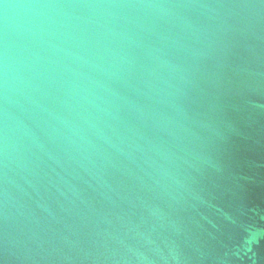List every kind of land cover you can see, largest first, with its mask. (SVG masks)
Listing matches in <instances>:
<instances>
[{
    "label": "water",
    "instance_id": "95a60500",
    "mask_svg": "<svg viewBox=\"0 0 264 264\" xmlns=\"http://www.w3.org/2000/svg\"><path fill=\"white\" fill-rule=\"evenodd\" d=\"M259 3L0 0V264H264Z\"/></svg>",
    "mask_w": 264,
    "mask_h": 264
},
{
    "label": "clouds",
    "instance_id": "9594fccd",
    "mask_svg": "<svg viewBox=\"0 0 264 264\" xmlns=\"http://www.w3.org/2000/svg\"><path fill=\"white\" fill-rule=\"evenodd\" d=\"M236 7H264V0H260V3L257 5H250V4H241V5H235ZM251 239H255V236L253 235Z\"/></svg>",
    "mask_w": 264,
    "mask_h": 264
}]
</instances>
